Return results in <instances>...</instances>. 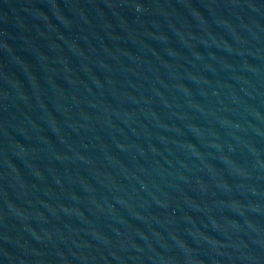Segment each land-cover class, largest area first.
<instances>
[{"label": "water", "instance_id": "95a60500", "mask_svg": "<svg viewBox=\"0 0 264 264\" xmlns=\"http://www.w3.org/2000/svg\"><path fill=\"white\" fill-rule=\"evenodd\" d=\"M0 264H264V0H0Z\"/></svg>", "mask_w": 264, "mask_h": 264}]
</instances>
